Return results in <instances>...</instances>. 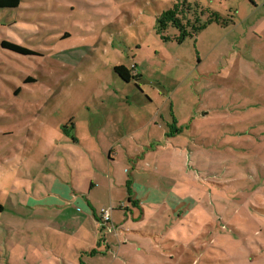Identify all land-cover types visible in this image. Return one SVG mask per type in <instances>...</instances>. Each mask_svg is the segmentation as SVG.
I'll list each match as a JSON object with an SVG mask.
<instances>
[{"label":"rangeland","instance_id":"rangeland-1","mask_svg":"<svg viewBox=\"0 0 264 264\" xmlns=\"http://www.w3.org/2000/svg\"><path fill=\"white\" fill-rule=\"evenodd\" d=\"M174 1L0 10V42L34 51L0 46V264L50 245L35 220L89 209L90 180L116 222L145 207L127 264H264V0H189L225 24L182 43L155 29Z\"/></svg>","mask_w":264,"mask_h":264},{"label":"crops","instance_id":"crops-1","mask_svg":"<svg viewBox=\"0 0 264 264\" xmlns=\"http://www.w3.org/2000/svg\"><path fill=\"white\" fill-rule=\"evenodd\" d=\"M127 182L131 186V181ZM96 186L97 183L90 180L86 189L88 194L91 195ZM108 187L112 188L111 182ZM78 193L84 197L82 191ZM78 195L74 194L72 198L81 199ZM90 195L85 198L90 210L81 203V209L76 207L74 213H68V217L59 220H35L34 229L44 230L50 245H42L40 237L34 236L28 251L21 250L16 254L17 264H90L97 260H100V264H127L128 258L141 254V245L137 240L138 237L142 240L148 233L141 228H135L132 222L141 221L145 212L143 203L135 199L131 207L119 204L116 207L123 209L124 215L118 222L111 217L109 223L102 224L98 205H95ZM63 206L65 210L73 211L70 203H64ZM128 211L130 216L127 215ZM139 214L142 215L140 218L137 217ZM135 242L137 247L133 248Z\"/></svg>","mask_w":264,"mask_h":264},{"label":"trees","instance_id":"trees-1","mask_svg":"<svg viewBox=\"0 0 264 264\" xmlns=\"http://www.w3.org/2000/svg\"><path fill=\"white\" fill-rule=\"evenodd\" d=\"M20 2L21 0H0V10L17 8ZM211 23L223 25L225 21L217 12L210 11L198 3L189 0H175L171 7L161 11L156 16L155 29L162 40L182 43L186 38L195 37ZM169 28H173L175 32L170 34ZM0 46L23 55L34 53V51L20 44L7 40H1ZM113 72L125 82L137 77L131 73V69L122 64L115 65ZM71 127L73 128V126Z\"/></svg>","mask_w":264,"mask_h":264},{"label":"built area","instance_id":"built-area-1","mask_svg":"<svg viewBox=\"0 0 264 264\" xmlns=\"http://www.w3.org/2000/svg\"><path fill=\"white\" fill-rule=\"evenodd\" d=\"M111 212H112L111 207H101L99 209V219L102 224L103 223L106 224L111 221Z\"/></svg>","mask_w":264,"mask_h":264}]
</instances>
